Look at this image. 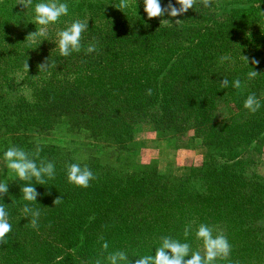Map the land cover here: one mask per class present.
<instances>
[{"label": "trees", "instance_id": "1", "mask_svg": "<svg viewBox=\"0 0 264 264\" xmlns=\"http://www.w3.org/2000/svg\"><path fill=\"white\" fill-rule=\"evenodd\" d=\"M40 2L17 9V0H0V69L23 71L34 96L29 102L0 92V157L13 146L32 156L39 146V158H32L38 165L53 162L55 176L45 177L44 185L35 178L18 179L0 196L12 226L0 242V264H95L98 259L108 264V253L116 250L134 261L154 254L160 237L169 235L200 250L203 243L195 231L201 223L212 226L214 235L222 232L231 245L228 258L215 264L264 260V182L254 167V156L264 145L261 76L252 82L262 94L256 96L258 111L246 109L243 97L238 118L232 112L219 124L212 116L224 94L220 82L257 69L251 61L220 63L219 58L230 52L226 49L232 40L256 39L236 25L248 11L264 19V0H246L248 9L238 7L236 0H214L211 8L198 2L178 17L152 19L143 0H129L124 12L114 6L119 0H67L68 15L54 24L55 31L26 40L40 27L33 23ZM169 2L179 7L176 0H161L162 7ZM14 12L21 19L11 36ZM77 19L89 21L81 51L61 56L56 33ZM164 19L170 21L161 24ZM93 43L97 50L86 53ZM46 60L50 67L39 71ZM27 62L29 71L24 69ZM63 121L70 132L82 133L93 151L101 146L130 151L134 126L148 122L162 134L193 131L210 157L182 178H166L151 167L114 171L89 161L79 165L96 179L87 188L78 187L67 179L68 148L42 142ZM29 183L39 193L37 202L22 198L21 188ZM57 198L62 202L55 205ZM25 204L39 210L38 228L23 214ZM186 225L191 231L185 241Z\"/></svg>", "mask_w": 264, "mask_h": 264}, {"label": "rangeland", "instance_id": "2", "mask_svg": "<svg viewBox=\"0 0 264 264\" xmlns=\"http://www.w3.org/2000/svg\"><path fill=\"white\" fill-rule=\"evenodd\" d=\"M18 1V0H17ZM65 2L67 0H64ZM47 2V0H41ZM238 7L249 8L245 4L246 0H236ZM244 3V4H242ZM17 4V9H19ZM35 15V14H34ZM14 18L9 25V34L13 36L18 31V24L21 19V13L14 12ZM54 24L48 26V31L53 30ZM235 29V27H233ZM236 28L243 34L255 36V40H232L230 52H224V55H230L229 63L245 62L242 56H247L249 62L253 59L259 61L256 71L260 72L259 78L264 80V19L252 12H246L241 19L237 21ZM243 37V35H240ZM239 42V43H238ZM236 55V56H235ZM241 78L242 87L235 89L232 87V81ZM229 81L228 88H224V94L217 101V106L212 111V116L219 123L223 124L234 112L238 118L242 112L240 110V99L258 93L259 86L253 85L255 79L249 80L247 76L232 77L227 76ZM252 86V87H251ZM0 92L7 99L25 98L29 102L34 101L33 90L30 85L24 83V72L16 70L8 72L0 69ZM134 141L130 144V151L119 152L115 148H105L101 146L99 151H93L86 147V139L82 133H73L66 129V121L58 125L55 132L45 137L42 142L45 144H56L68 148L69 158L65 159L67 164L86 162L100 163L110 170H140L145 167L155 168L159 175L166 178H182L189 176L193 169L202 167L209 160L210 151L203 146L193 131H188L183 135L162 134L156 131L148 122H139L134 126ZM44 144V143H43ZM264 144V143H263ZM74 152L72 153V151ZM4 155L0 157V182H5L8 186L19 178L16 173L7 168ZM255 173L258 178L264 182V145L258 149L254 156ZM203 252V248L200 249ZM254 264H264L255 262Z\"/></svg>", "mask_w": 264, "mask_h": 264}, {"label": "clouds", "instance_id": "3", "mask_svg": "<svg viewBox=\"0 0 264 264\" xmlns=\"http://www.w3.org/2000/svg\"><path fill=\"white\" fill-rule=\"evenodd\" d=\"M144 11L149 19L163 17L165 14L170 17H178L184 13H187L189 9H193L194 5L198 2L202 4L205 8H211L214 0H176V7L173 3L169 2L167 7H162L161 0H143ZM33 0H18L19 5L24 8H28L32 5ZM116 8L123 11L125 8L129 7V0H119L118 5H114ZM69 6L66 2H61V0H47V2H40L35 4L34 12V22L37 27V31L30 33L26 40H33L37 36L47 37L48 26L50 24H55L62 16L68 15ZM124 12V11H123ZM264 16V10L260 13ZM170 20L164 19L162 23H167ZM89 21L75 20L64 30L57 31L56 35L58 40L55 41L59 53L61 56H69L72 52L81 51V40L82 34L89 28ZM181 20L177 19L175 24L179 25ZM43 42V41H42ZM97 50L96 44H90L86 53L91 54ZM242 58L249 64V58L247 56H242ZM230 55H222L219 60L220 63L231 60ZM253 65H257L259 61L253 59L251 61ZM39 71L45 70L50 67L48 60L40 64ZM24 69L29 71L28 62L25 63ZM260 72L250 70L247 73V78L249 80L255 79ZM221 88H228L229 81L224 78L220 82ZM232 87L235 89H240L242 87L241 80L236 78L232 81ZM148 95L152 94V90H148ZM244 107L255 113L261 107L259 99L256 95L250 94L244 102ZM41 149L37 146L36 151L32 156L39 158V153ZM28 152L18 147H10L4 152V160L8 169L14 171L20 180L31 181L35 178L37 184L44 185L46 183L45 177L48 179H54L55 176V165L53 162L41 160L39 165L36 163V159L32 158ZM67 179L68 182L74 184L78 187L87 188L90 186V181L96 179L94 173L87 167H81L77 163H72L67 165ZM9 191V186L5 182H0V196L7 195ZM22 198L29 202H37V197L39 193L35 186L30 183L21 188ZM62 202V198H57L54 201L55 205ZM23 214L27 218L31 216L29 224L32 228H38V218L40 212L38 209H33L27 204L24 205L22 209ZM12 230V226L8 220V212L3 205H0V242L5 240V237ZM191 231V225H186L184 228L183 235L185 241L189 236ZM195 237L197 240L203 243V252L200 250H192L190 243L182 242L179 239L173 238L172 236H161L159 246L155 248L154 254L143 255L136 257L135 260L129 258L127 253L123 250H116L114 252H109L106 260L108 264H215L218 258L227 259L230 251L231 245L227 237L222 233L217 231L214 235V228L207 224L201 223L195 231ZM108 243L104 242L103 250H108ZM95 264H102L101 260H96Z\"/></svg>", "mask_w": 264, "mask_h": 264}]
</instances>
